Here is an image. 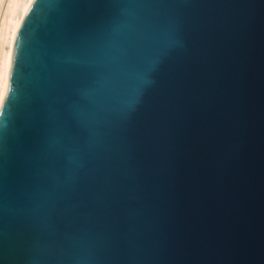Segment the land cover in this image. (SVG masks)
I'll list each match as a JSON object with an SVG mask.
<instances>
[{"label": "water", "instance_id": "obj_1", "mask_svg": "<svg viewBox=\"0 0 264 264\" xmlns=\"http://www.w3.org/2000/svg\"><path fill=\"white\" fill-rule=\"evenodd\" d=\"M0 264H264V0H32Z\"/></svg>", "mask_w": 264, "mask_h": 264}, {"label": "bare ground", "instance_id": "obj_2", "mask_svg": "<svg viewBox=\"0 0 264 264\" xmlns=\"http://www.w3.org/2000/svg\"><path fill=\"white\" fill-rule=\"evenodd\" d=\"M3 1V14L0 18V103L6 89L8 67L17 28L32 0H0V3Z\"/></svg>", "mask_w": 264, "mask_h": 264}, {"label": "rangeland", "instance_id": "obj_3", "mask_svg": "<svg viewBox=\"0 0 264 264\" xmlns=\"http://www.w3.org/2000/svg\"><path fill=\"white\" fill-rule=\"evenodd\" d=\"M0 7H2V8H0V18H1L2 14H3L2 12H3V8H4V1L0 3Z\"/></svg>", "mask_w": 264, "mask_h": 264}]
</instances>
